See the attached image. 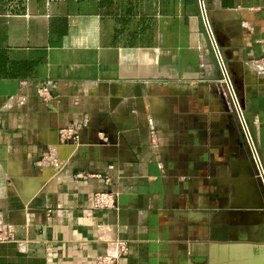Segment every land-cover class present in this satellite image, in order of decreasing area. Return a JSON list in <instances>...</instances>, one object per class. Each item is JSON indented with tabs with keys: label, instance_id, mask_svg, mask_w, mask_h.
Segmentation results:
<instances>
[{
	"label": "crops",
	"instance_id": "1",
	"mask_svg": "<svg viewBox=\"0 0 264 264\" xmlns=\"http://www.w3.org/2000/svg\"><path fill=\"white\" fill-rule=\"evenodd\" d=\"M224 74L264 174V0H0V264H95L118 242V264H264ZM71 124L64 167L37 169ZM108 191L118 208L94 210Z\"/></svg>",
	"mask_w": 264,
	"mask_h": 264
},
{
	"label": "built area",
	"instance_id": "2",
	"mask_svg": "<svg viewBox=\"0 0 264 264\" xmlns=\"http://www.w3.org/2000/svg\"><path fill=\"white\" fill-rule=\"evenodd\" d=\"M208 67V66H204ZM231 95V94H230ZM39 97L41 98L42 103L48 108L53 109L56 104V98H51L47 90L42 89L39 92ZM82 128L80 124H71L59 131L60 144L58 149L48 148L47 151L43 154L40 161H38L37 169H47L53 173L60 171L64 164L67 162L68 157L76 151V146L79 139V132ZM151 143H155V133L151 132ZM99 137L103 138V135L100 133ZM67 150V151H66ZM67 152V153H65ZM260 175V174H259ZM92 207L94 210H116L118 208V195L114 192H99L95 193L92 196ZM2 229L6 227L2 226ZM9 237L7 234L2 235L0 231V241L6 240ZM127 252V247L123 242H118V251L115 256H100L97 257L95 264H118L119 257L125 255Z\"/></svg>",
	"mask_w": 264,
	"mask_h": 264
},
{
	"label": "water",
	"instance_id": "3",
	"mask_svg": "<svg viewBox=\"0 0 264 264\" xmlns=\"http://www.w3.org/2000/svg\"><path fill=\"white\" fill-rule=\"evenodd\" d=\"M224 76H225V82H226V84H227V86H228V89H229V91H230L231 97H232L233 102H234V104H235V108H236L237 113H238V115H239V117H240V120H241V122H242V125H243V128H244V131H245V134H246L247 139H248V142H249V144H250V147H251V150H252V154H253V158H254V160H255V162H256V164H257L259 174H260V176H261V178H262V181H263V184H264V174H263V172H262V169H261V166H260L259 161H258V159H257L256 153H255V151H254V149H253L252 143H251V141H250V138H249L248 133H247V131H246V128H245V126H244V123H243V120H242V117H241V112H240V109H239V107H238V104H237L236 98H235V96H234V93H233V90H232V87H231L230 81H229V79H228V77H227L226 74H224Z\"/></svg>",
	"mask_w": 264,
	"mask_h": 264
},
{
	"label": "rangeland",
	"instance_id": "4",
	"mask_svg": "<svg viewBox=\"0 0 264 264\" xmlns=\"http://www.w3.org/2000/svg\"><path fill=\"white\" fill-rule=\"evenodd\" d=\"M231 83V82H230ZM232 89H233V92H234V95H235V98H237V95H236V92H235V89H234V87H233V85H232ZM229 91V90H228ZM228 95V97H230L231 95H230V91H229V94H227ZM229 99H232V97H230ZM232 101H233V99H232ZM237 101V100H236ZM234 104V103H233ZM235 105V104H234ZM234 110V109H233ZM253 161V160H252ZM254 163V162H253ZM255 165V164H254ZM257 167V166H256ZM257 171H258V168H257ZM257 175H258V181H259V183H260V185H261V188H262V191H263V195H264V184H263V181H262V178H261V176L259 175V171L257 172Z\"/></svg>",
	"mask_w": 264,
	"mask_h": 264
}]
</instances>
